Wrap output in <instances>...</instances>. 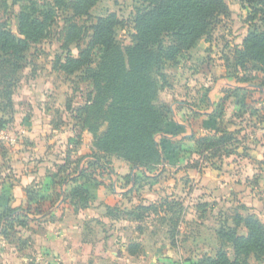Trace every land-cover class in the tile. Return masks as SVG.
Segmentation results:
<instances>
[{"label": "trees", "instance_id": "obj_1", "mask_svg": "<svg viewBox=\"0 0 264 264\" xmlns=\"http://www.w3.org/2000/svg\"><path fill=\"white\" fill-rule=\"evenodd\" d=\"M99 1L45 0L39 5L37 0H0L4 13L8 7L18 8L14 15L16 33L3 28L4 24L0 25V115L12 110V95L21 80L25 55L33 45L47 37L56 12L68 14L61 34L62 49H66L72 43L81 42L85 28L76 21L89 18L91 10ZM241 1L250 9L248 21L258 19L262 30L247 32L241 47L235 48L231 58L226 61L227 68L238 74L244 73L246 66L251 65L264 75V0ZM228 16L229 9L224 0H140L132 21L131 46H117L115 29L121 25V21L115 13H109L97 18L89 28V41L76 58L66 54L63 61L58 62V70L65 75L85 73L94 90L93 97L77 110L81 112L82 120L75 121L79 126L74 131L75 138L69 140L77 146L80 133L84 130L92 135V148L87 155L89 160L86 167L78 169L85 156L75 161L67 156L64 165L58 167V174L49 183L57 186L69 182L68 175H64L69 170L79 173L81 183L72 179L76 184L70 187L64 197L74 213L89 206L93 194L102 185L93 177L94 173L109 170L113 157L129 167L138 166L147 171L165 159L161 142L155 140L156 136L165 134L168 129V111L158 99L160 92L168 85L165 68L176 64L202 38H208L219 17ZM94 51L99 54L96 61L91 59ZM241 80L248 81L246 77ZM259 85L264 87V81ZM5 122L1 116L0 127ZM216 133L219 135L196 141L195 167H199L202 162L214 167V161L234 154L237 144L234 133L221 128ZM36 186L25 189L24 207L3 208L0 214V247L17 233V229L36 231L41 223L50 220V215L46 213L51 207V193L40 191ZM158 208L163 214L177 208L172 219L166 221L170 224L167 235L173 244L183 211L180 204L164 202L158 206L139 205L127 213L108 208L107 214L116 217L122 213L123 218L140 222L146 215H155L153 211ZM28 215L41 217L29 219ZM174 219L177 225L173 227ZM229 221L230 225L224 220L214 231L218 250L213 256L202 255L197 264H249L251 257L256 262L264 259L262 223L254 215L243 216L239 212H233ZM229 249L233 253L232 258L228 256ZM139 253L138 244L129 245V255Z\"/></svg>", "mask_w": 264, "mask_h": 264}, {"label": "crops", "instance_id": "obj_2", "mask_svg": "<svg viewBox=\"0 0 264 264\" xmlns=\"http://www.w3.org/2000/svg\"><path fill=\"white\" fill-rule=\"evenodd\" d=\"M228 9L231 15L232 9L229 6ZM242 40L237 43L236 48L241 47ZM208 42L209 40L202 38L189 51L196 49H199V52L206 51ZM179 62L180 60L176 64L167 65L168 69H172L171 72L168 70V73L164 71L168 85L158 97L160 105L168 111L166 119L168 129L165 134L155 138L157 143L161 142V151L165 159L160 165L147 171L138 166L129 167L113 157L112 164L109 165L112 171L110 169L106 173L112 180L111 183L110 181L106 183L94 173L93 177L102 185L93 194L89 206L76 213L68 201H64V197L67 194L65 190L76 184L72 179L75 178L81 183V178L78 176L79 173L73 174L72 170H69L64 175H68L67 178L70 180L61 185L60 198H51V207L46 213L50 215V220L41 223L36 231L27 228L17 229L18 238L28 240V244L36 252L34 258H28L30 264H197L202 255L213 256L214 254L211 255L204 250L195 259V254L190 255L184 248L176 247L177 242L172 244L165 238L158 240L152 233L148 234L140 224L141 221L121 216L123 212H130L139 205L158 206L157 203L160 201L180 204L183 209L189 202L203 211L207 208L210 212L216 211L218 213L216 218L219 219L216 229L224 220L230 225L229 216L236 210L240 214L245 211L254 215L264 226V141L258 145L255 141L247 140L244 143L243 140L246 134L252 132V129L246 126L247 123H257L261 128H264V123L224 121L226 118L236 120L240 117L234 116L233 113L240 112L241 117L248 116L250 95L254 94L252 93L254 90L264 92V88L249 85V81L241 80L244 78L243 73L235 74L234 77L228 75L226 71L213 75V79L209 80L206 77L209 70L205 68L204 71H193L190 75H184L181 70L178 71ZM205 66L207 67V64ZM51 73L53 72L49 70L48 76ZM36 77L37 74H34L29 80ZM186 78H189V83ZM182 79L186 86L181 88L178 82ZM31 83L33 81L27 85L26 100L40 109L35 100L38 95L43 96V93H37V86ZM40 115L38 118L31 116L30 121H26L12 140L8 141L12 149L8 156L12 175L10 180L0 185V214L6 206L11 209L24 207L26 203L24 191L27 188L37 185L36 189L50 194L57 187L49 183L52 182V177L56 176L62 163L55 166V163H59L55 161L53 164L51 146L56 144L57 148L64 142L63 146L71 149L72 144L70 145L68 140L72 135L68 132L60 135L54 130L52 122L42 121L44 115L41 112ZM75 124L77 128L79 124L76 122ZM218 128L234 133L237 138L234 154L214 161V167L207 164L195 167L196 141L204 137L218 136L216 133ZM80 136L79 145L74 146L77 157L74 160L71 157L75 161L85 156L78 166L79 170L86 167L89 156L82 154L84 150L90 153L93 141L92 135L85 130ZM59 138L62 141H58ZM139 176L143 177L141 181ZM121 179L125 180L123 189L120 188ZM7 186H11L10 189H6ZM124 191L129 198L125 205L127 207L120 204ZM177 195H180V198H177ZM187 195L193 197V201L189 197L183 198ZM116 203L121 207H115ZM108 208L122 211L120 217L108 215ZM40 217L28 215L29 219ZM153 218V215H146L144 220ZM118 223L126 226L127 230L123 229L124 227L119 230L121 225ZM216 229L213 230L214 237ZM19 232L26 235L21 237ZM176 238H179V231ZM132 243L140 247V253L135 256L128 254V247ZM25 250L22 247L17 251L23 253ZM19 258V264L27 260L22 256Z\"/></svg>", "mask_w": 264, "mask_h": 264}, {"label": "rangeland", "instance_id": "obj_3", "mask_svg": "<svg viewBox=\"0 0 264 264\" xmlns=\"http://www.w3.org/2000/svg\"><path fill=\"white\" fill-rule=\"evenodd\" d=\"M37 1L39 5H41L45 0ZM224 1L232 9L231 15L227 18L219 17L210 36L205 39L207 41L209 40V45L205 48L206 51L199 52V49L191 52L189 51L180 59V62L178 63L180 68L177 67V69L179 68L178 71L181 70L184 75H190L193 71H204L206 68L209 70L207 73L208 75L206 76L209 80L213 79V75L223 74V72L226 71L234 76L235 71L232 69L228 71L226 61L228 58H231L234 49L238 45L237 43L246 36L248 31L258 32L262 30V25L258 19L253 22L248 21L247 18L250 14V9L245 2L241 0ZM139 6L140 0H100L93 10H91L89 18L76 21L79 26L85 28L81 42L78 44L72 43L66 49H62L63 42L61 34L68 14L63 11L56 12L54 23L51 26L47 37L39 44L33 45L25 55L21 80L12 95V110H7L5 111V114L0 115V117L3 116L4 121H6V124L0 127V185H3V183L10 180V176L12 175V170L8 162L9 152L12 149L8 145V141L12 140L14 135L18 133L26 121H30L31 116H37L38 118L41 116V112V114L43 113L44 115L42 116V121H51L54 130L60 135L68 132L71 133L72 140L75 138L74 131L77 129L75 128V121H80L81 119V112L79 113L77 110L84 107L87 104L88 99L93 97L94 90L91 82L86 78L85 73L77 72L70 76L65 75L58 70V62H62L66 54L76 58L89 41L91 35L89 28L94 25L97 18L104 17L109 13H115L117 18L121 21V25L115 29L117 46L120 48L131 46V37L133 34L132 21L135 10L139 8ZM3 11L4 8L0 7V25L4 24L5 27L3 26V28H8L11 32L16 33L14 15L17 14L18 8L8 7L5 13ZM67 50L68 52H66ZM200 50H203V48H200ZM98 56L99 54L94 51L91 59L96 61ZM206 64L207 67L205 66ZM49 70L53 73L48 76ZM168 70L171 72L172 69L166 67L165 71H167V73ZM243 72L244 77L250 82L249 85L264 88L259 85V83L264 81V75L257 70H254L251 65H247ZM34 74H37V77L33 80H29L30 78H33ZM32 81L33 83H31V85L37 86V93H43V96L38 95L37 98L34 96L37 99L35 100L36 104H38L37 107H40V109L35 108L30 101L26 100V97H28L26 92V89L28 88L27 85ZM186 81L188 82L189 78H186ZM178 85L181 88L185 87L186 82L182 79L178 82ZM254 91L255 92H252L254 94H251L249 97V109H247L249 115L241 117L240 112L233 113L234 116L240 117H237L236 120L226 118L224 121L240 120L244 121L245 124L246 121H262V123H264V92H257V90ZM246 126L250 127L252 132L248 135L246 134V137L243 139L244 143L249 140V142L255 141L259 145L264 141V128H261L259 125L257 126V123L253 124V122L247 123ZM69 140L68 143H70V145L72 144L71 149L67 148V146H63L65 145L64 142L63 144H59L57 148L55 147L56 144L51 146V149L53 150L51 152V157L53 156L54 158L53 164L55 161H59L58 164H54L55 166L61 163V165H64V160L67 156H69L70 159L72 157L73 160L77 157L74 147L75 145L69 142ZM80 140L81 138H79V142ZM58 141H62L61 138H59ZM47 151H49V149H47ZM83 152L84 154L82 155L87 156L89 154L85 150ZM39 160H41V158H39ZM36 161L37 159H35L34 162L36 163ZM49 161L52 162V159ZM111 164L112 162L110 161V165ZM203 164L204 163L202 162L201 165ZM108 169H111L112 171V168L108 167ZM95 173L97 177L104 179L106 183H109L108 181L111 183L112 180L107 177V171H105V173H100L99 171ZM57 174L58 172L55 175ZM73 174H75V172ZM142 178V176H139L140 181ZM119 182L121 183L120 188L123 189L125 180L121 179ZM57 189L58 191H56ZM61 190V185H57L51 193V198H60ZM68 190L69 188L65 191L68 192ZM189 196L190 195H187L183 198ZM122 197L123 201L120 202V204L121 206H125L126 201L129 199L125 191L122 192ZM178 197L180 198V195H177V198ZM189 199L193 201V197H189ZM160 203L163 204L161 201L157 204L159 205ZM121 206L117 203L115 204V207L117 208ZM186 206L187 207L182 211L181 219L178 221L177 230L179 231V238H174L173 243L175 244L177 242L175 246H178L181 249L184 248L185 252L187 251L190 255L195 254V259L199 257L204 250L213 255L219 248V244L213 235V230L216 229L215 226L219 221V219L216 218L218 217V213L216 211L210 212L209 208L203 211L202 209L196 208L195 205H190L189 202ZM176 209L173 208L169 213H166V217H164L162 215L163 212L160 213V209L158 208L153 211L155 214L153 215V219L143 220L140 224L146 229V231H148V234L152 233L158 240L165 238L171 242L168 237L169 235H167V231L170 229H168V226H170V224L166 223V221L172 219V214ZM235 212H238V210ZM241 213L243 216L247 215L245 211H242ZM119 214L116 215V217H120ZM175 221L176 220L174 219L172 223L173 227L174 224L177 225ZM118 224L121 225L119 226V230L122 227H124L123 229H126V226H122L123 224ZM1 226L2 222H0V227ZM148 234H146V236ZM19 235L22 237V235L25 236L26 234L19 232ZM147 238L150 239L149 236H147ZM24 239H26V237H24ZM3 245V247H0V264H19V257L21 256L27 259L25 261L23 260L21 262L22 264H30L28 258L32 259L36 256V252L33 251V248L30 247L27 240L18 238L16 234L6 240ZM22 247L26 249L25 252L22 253L17 251L18 248ZM232 254V251L229 249L228 256L230 258L233 257ZM248 261L249 264H264V259L256 262L251 257Z\"/></svg>", "mask_w": 264, "mask_h": 264}]
</instances>
